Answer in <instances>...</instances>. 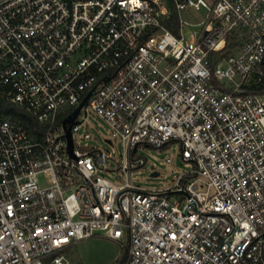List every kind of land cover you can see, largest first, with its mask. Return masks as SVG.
<instances>
[{"label":"built area","instance_id":"built-area-1","mask_svg":"<svg viewBox=\"0 0 264 264\" xmlns=\"http://www.w3.org/2000/svg\"><path fill=\"white\" fill-rule=\"evenodd\" d=\"M0 93L38 124L0 117V264L97 236L125 264H264V0H0ZM175 145L173 186L131 182L140 148Z\"/></svg>","mask_w":264,"mask_h":264},{"label":"rangeland","instance_id":"rangeland-1","mask_svg":"<svg viewBox=\"0 0 264 264\" xmlns=\"http://www.w3.org/2000/svg\"><path fill=\"white\" fill-rule=\"evenodd\" d=\"M204 17L205 11L197 10L187 16L191 21H199ZM86 124L83 129L88 128L94 138L88 142V145L97 149H112L105 142V139L110 137V127L104 119L97 114H90ZM115 147L119 152V160H121L123 150L121 141H117ZM138 155L145 161V164L131 175V182L144 188L164 189L173 186L177 178L186 170L180 157L178 145H175L172 149L163 150L142 147L139 149ZM168 158H171L172 163L167 162ZM153 167L160 173L159 176H153ZM107 176L118 182L115 179L118 175ZM120 176L125 181V176ZM127 247V243L123 246L118 242L97 236L69 247L66 254L72 264H118L123 259Z\"/></svg>","mask_w":264,"mask_h":264},{"label":"trees","instance_id":"trees-1","mask_svg":"<svg viewBox=\"0 0 264 264\" xmlns=\"http://www.w3.org/2000/svg\"><path fill=\"white\" fill-rule=\"evenodd\" d=\"M168 28L179 35V21H178V14L176 10L173 8V15L171 19L167 22ZM238 42V38L236 37L235 33L230 35L228 38V43L225 50L222 53L214 54L216 58L223 57L224 55L231 53L233 49H235ZM0 117H12L24 123L28 128L35 130L38 128V124L33 116L26 113L22 109L18 108L14 103L8 101L1 93H0ZM127 252H125L123 259L118 262V264H125L127 259Z\"/></svg>","mask_w":264,"mask_h":264},{"label":"water","instance_id":"water-1","mask_svg":"<svg viewBox=\"0 0 264 264\" xmlns=\"http://www.w3.org/2000/svg\"><path fill=\"white\" fill-rule=\"evenodd\" d=\"M92 94H93V91H91V92L88 94V96L86 97V99L83 101V103L80 105V107H79V108L73 113V115H72L69 119H67V120H65V121L63 122L64 125H66V124H68V123H72V122L75 120V118H76L77 115L79 114L80 110H81L84 106H86V105L88 104V99L92 96ZM153 176L157 177V176H158V173H153Z\"/></svg>","mask_w":264,"mask_h":264}]
</instances>
